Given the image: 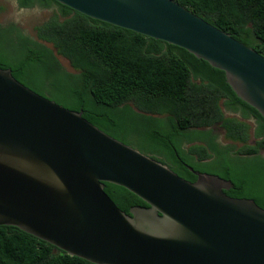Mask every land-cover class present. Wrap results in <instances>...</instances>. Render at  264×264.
<instances>
[{
    "label": "water",
    "instance_id": "obj_1",
    "mask_svg": "<svg viewBox=\"0 0 264 264\" xmlns=\"http://www.w3.org/2000/svg\"><path fill=\"white\" fill-rule=\"evenodd\" d=\"M54 1L207 62L264 118V56L174 0ZM189 170L195 182L0 68V227L91 264H264V209ZM106 183L148 208L123 212Z\"/></svg>",
    "mask_w": 264,
    "mask_h": 264
},
{
    "label": "trees",
    "instance_id": "obj_2",
    "mask_svg": "<svg viewBox=\"0 0 264 264\" xmlns=\"http://www.w3.org/2000/svg\"><path fill=\"white\" fill-rule=\"evenodd\" d=\"M174 1L264 56V0ZM16 2L19 9L38 7L52 15L35 27L36 39L14 24L0 25L1 69H11L21 84L64 108L83 111L98 129L185 180H197L189 168L219 176L233 184L228 196L264 209V118L237 97L224 72L183 49L54 0ZM223 107L234 116L227 117ZM214 128L232 145L220 148ZM105 192L127 214L148 208L124 188L106 183ZM0 264L91 263L15 227H0Z\"/></svg>",
    "mask_w": 264,
    "mask_h": 264
},
{
    "label": "rangeland",
    "instance_id": "obj_3",
    "mask_svg": "<svg viewBox=\"0 0 264 264\" xmlns=\"http://www.w3.org/2000/svg\"><path fill=\"white\" fill-rule=\"evenodd\" d=\"M0 5L4 7V11L0 15V25L7 26L14 24L18 28H20L22 31H24L25 34H27L32 39H36V33H35V27L44 23L47 21L51 15L52 10H45L38 7L27 9L23 11L18 10V5L15 1H9V0H0ZM60 63L62 66L69 72L73 73V69L70 66V63L64 59L59 57ZM223 111L227 117H232L231 113L223 107ZM235 117H238V115H235ZM252 124V122H250ZM216 132L219 135L225 134V132L221 129H215ZM232 145L231 143H227V146ZM236 146L237 150L241 148L242 145H234ZM137 150V148H136ZM262 155L264 156V152H262Z\"/></svg>",
    "mask_w": 264,
    "mask_h": 264
},
{
    "label": "flooded vegetation",
    "instance_id": "obj_4",
    "mask_svg": "<svg viewBox=\"0 0 264 264\" xmlns=\"http://www.w3.org/2000/svg\"><path fill=\"white\" fill-rule=\"evenodd\" d=\"M9 1H15L16 0H9ZM17 3V2H16ZM19 11H23V10H27V9H19V7H17ZM215 129L221 130L220 128H214V134L217 136L216 142L219 144L220 148H225L227 146L228 141L225 140V134L223 133V135H219ZM181 163V161H179ZM186 166V165H184ZM197 172V171H196ZM195 176V175H194ZM196 177V176H195ZM197 178V177H196Z\"/></svg>",
    "mask_w": 264,
    "mask_h": 264
}]
</instances>
